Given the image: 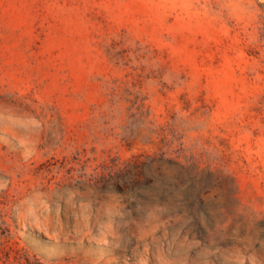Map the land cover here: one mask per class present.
I'll use <instances>...</instances> for the list:
<instances>
[{"label": "rangeland", "instance_id": "rangeland-1", "mask_svg": "<svg viewBox=\"0 0 264 264\" xmlns=\"http://www.w3.org/2000/svg\"><path fill=\"white\" fill-rule=\"evenodd\" d=\"M0 264H264V0H0Z\"/></svg>", "mask_w": 264, "mask_h": 264}]
</instances>
